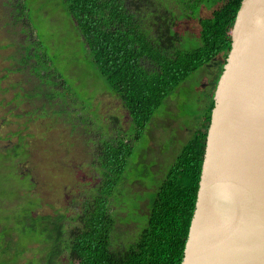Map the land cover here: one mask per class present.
Here are the masks:
<instances>
[{
	"label": "trees",
	"instance_id": "obj_1",
	"mask_svg": "<svg viewBox=\"0 0 264 264\" xmlns=\"http://www.w3.org/2000/svg\"><path fill=\"white\" fill-rule=\"evenodd\" d=\"M61 1L94 69L109 92L119 98L130 117L129 129L137 137L155 109L190 74L220 53L225 63L242 0H207L212 9L198 19V45L184 51L179 50L178 34L170 31L177 22L168 8L164 9L166 16H160L158 8L151 11L152 26L146 27L129 11L127 0ZM190 3L185 4L186 18L201 1ZM12 7L19 8L18 0H13ZM144 61L153 69L148 70ZM216 85L202 124L150 192L143 227L123 245L117 243L116 214L111 208V197L118 198L119 187L127 180L122 175L132 149L131 140L121 130L97 145L92 163L101 173V182L89 191L84 189L71 214L60 208L52 213L37 210L43 203L33 192L35 181L29 171L20 172L18 167L27 156L25 139L24 144L18 138L0 151V264H181ZM52 104L61 110L55 101ZM68 119L78 125L75 119ZM19 133L20 129L15 132Z\"/></svg>",
	"mask_w": 264,
	"mask_h": 264
},
{
	"label": "rangeland",
	"instance_id": "obj_2",
	"mask_svg": "<svg viewBox=\"0 0 264 264\" xmlns=\"http://www.w3.org/2000/svg\"><path fill=\"white\" fill-rule=\"evenodd\" d=\"M161 1L127 0L126 4L146 27L152 26L151 11L158 8L160 16H166L168 8L176 17L170 31L178 34L179 50L196 47L198 19L208 15L211 3L199 0L198 8H191L186 18L185 4L192 0ZM12 2L0 0V151L18 138L24 144L25 139L27 156L18 167L20 172L29 171L35 181L33 192L43 203L37 210L52 213L60 208L71 214L84 189L101 182L92 163L97 145L121 130L132 149L122 175L127 180L119 187L118 198L111 197V208L116 214L117 243L126 244L144 225L150 192L202 124L225 65L223 54L179 84L136 137L129 129L128 113L94 69L62 1L18 0L19 8ZM144 66L153 69L149 61ZM54 101L78 125L55 109Z\"/></svg>",
	"mask_w": 264,
	"mask_h": 264
},
{
	"label": "water",
	"instance_id": "obj_3",
	"mask_svg": "<svg viewBox=\"0 0 264 264\" xmlns=\"http://www.w3.org/2000/svg\"><path fill=\"white\" fill-rule=\"evenodd\" d=\"M181 264H264V0H242Z\"/></svg>",
	"mask_w": 264,
	"mask_h": 264
}]
</instances>
